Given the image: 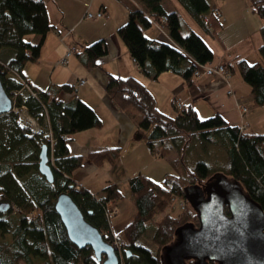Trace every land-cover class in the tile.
Segmentation results:
<instances>
[{"label": "trees", "instance_id": "trees-1", "mask_svg": "<svg viewBox=\"0 0 264 264\" xmlns=\"http://www.w3.org/2000/svg\"><path fill=\"white\" fill-rule=\"evenodd\" d=\"M163 1L139 0L137 5L129 7L126 22L116 30L141 73L155 81L161 73L171 72L182 79L188 94L195 98L199 93L196 79L202 77L194 76L198 66H221L229 76L237 73L250 88L254 107L264 106V0H248L250 12L260 21V61L249 63L233 57L227 63L214 65L213 51L200 33L185 23L189 32L183 35L180 14L174 8L168 10ZM175 1L196 27L213 39L218 38L222 14L216 7L217 0ZM46 2L0 0L1 80L14 98V107L24 109L41 127L39 132H34L28 126H20L16 112L0 115V203L7 202L10 206L6 212H0V237L10 236V241H0V264H100L89 247L79 249L68 239L54 210L55 200L61 193L71 196L84 219L98 229L106 242L112 241V236L116 238L123 254L121 264H163L161 250L153 253L140 241L149 214L171 196L173 200L186 201L182 188L202 185L213 175H225L237 181L243 192L264 211V134L240 130L218 112L200 119L192 105H184L176 99L171 100L176 113L167 115L158 110L154 97L140 80L107 74L105 93L134 126V140L142 141L150 155L157 154V160L177 154L168 164L174 170L180 165L183 167V173L182 170L178 174L166 171L162 183H155L148 174L129 177L127 192L134 216L115 235L113 230H108L102 204L123 200L121 189L117 185L107 186L98 200L84 189L74 192L75 184L70 180L71 173L84 159L69 153L68 142L76 133L99 129L100 118L79 99L72 103L55 99L58 92L71 93L73 86L62 84L40 91L28 84L22 73L26 63L39 58L45 36L54 29L48 20ZM214 10L218 11V17ZM152 28L164 32L169 41L149 38L147 33ZM28 35H34L36 40L27 41ZM75 52L74 48H68L62 59L66 62L76 54L85 68H92L97 67L98 59L106 54V46L103 40H98ZM5 55H9L7 59H3ZM59 62L58 65L64 64ZM24 88L29 89L27 94H22ZM238 107L247 108L240 104ZM196 141L203 148L223 151L228 160L227 168L224 171L212 169L202 160L196 161L192 168L187 167L186 150ZM44 144L48 161L53 163L52 183L38 172L37 162L34 164ZM120 151L121 148H105L89 153L86 159L94 165L113 164L120 157ZM187 210L163 218L155 228L152 242L159 247L171 244L174 230L189 222ZM193 220L194 225L198 224L195 212ZM103 230L110 232L107 239Z\"/></svg>", "mask_w": 264, "mask_h": 264}, {"label": "crops", "instance_id": "crops-1", "mask_svg": "<svg viewBox=\"0 0 264 264\" xmlns=\"http://www.w3.org/2000/svg\"><path fill=\"white\" fill-rule=\"evenodd\" d=\"M138 1L47 0L48 20L54 29L45 36L39 58L34 62L26 63L22 70L25 81L40 91H46L50 87L62 84L73 86L74 90L71 93L58 92L55 99L64 103H72L79 99L92 108L100 118L102 126L99 129L76 133L68 142L69 153L80 155L84 159L82 165L71 173L70 180L74 184L81 185L82 189L96 197H102V191L107 186L117 185L125 192L126 198L128 196L126 188L128 177L141 173L139 169L127 177L122 161L94 165L86 159L89 153L105 148L123 149L126 146L125 140L128 139L142 145V141L134 140L135 133L132 123L114 107L105 93L107 74L137 78L147 86L157 107L160 104V94L168 93L171 96L170 99L179 100L184 105H192L197 114L199 111L196 109L197 102L201 101L205 103H201V111L208 108V115L218 112L232 125L239 124L240 114L236 105L240 104L247 108L254 107L250 88L240 80L237 73L230 74L229 78L234 97H227L224 94L225 83L215 75L196 79L199 93L195 98L188 94L182 79L178 80L177 75L171 72L161 73L155 81L143 75L116 34L117 28L127 20L129 7L137 5ZM216 7L222 14V27L219 30L218 38L212 39L213 48H215V51L211 48L214 54L212 64L227 63L233 57L245 59L249 63L260 61V57L256 56V53L259 55L258 48L261 45L258 34L260 21L250 12L248 0H217ZM171 8L176 9L174 5ZM99 11L104 14V17L100 19H88L85 16L86 12ZM186 23L190 29H193L189 20ZM147 36L158 41H169L164 32L155 28L148 31ZM35 40L33 38V41ZM98 40L104 41L106 54L98 59L97 67L85 68L76 54L67 58L63 65H58L68 48H74L78 52ZM245 44L248 45V48L244 46ZM235 76L236 79H234ZM81 80L84 81L83 84H81ZM167 80L172 84H166ZM175 80H177V84H173ZM162 84L165 86L161 87ZM215 94L219 97L217 100L221 102L222 107L219 106ZM167 100L169 99L167 98ZM262 107H254V112ZM248 114L242 117V119L246 118L247 122ZM247 130L250 131L248 128ZM133 154H136L137 157L147 156L157 160L149 154L147 149L144 152L136 147ZM124 157L126 158L127 155ZM149 176L153 179V175ZM125 211L123 210V212Z\"/></svg>", "mask_w": 264, "mask_h": 264}, {"label": "water", "instance_id": "water-1", "mask_svg": "<svg viewBox=\"0 0 264 264\" xmlns=\"http://www.w3.org/2000/svg\"><path fill=\"white\" fill-rule=\"evenodd\" d=\"M1 73L0 69L3 115L12 111L14 98L6 91ZM38 158V172L52 183L53 171L48 165L45 144L40 147ZM181 194L196 213L198 226L187 223L175 229L176 240L161 249L163 264H186L189 260L193 264H264V211L237 181L216 174L202 185L182 188ZM9 207L1 202L0 212ZM54 210L68 239L77 248L89 247L100 264H119L113 247L84 219L68 193L57 196Z\"/></svg>", "mask_w": 264, "mask_h": 264}, {"label": "rangeland", "instance_id": "rangeland-1", "mask_svg": "<svg viewBox=\"0 0 264 264\" xmlns=\"http://www.w3.org/2000/svg\"><path fill=\"white\" fill-rule=\"evenodd\" d=\"M166 8L168 10H172V8H169L172 5L175 6V8L178 10V12L180 13V17L182 19L181 21V28L180 31L183 35L187 34L189 32V27L187 28L186 23L187 20H189V22H191L193 29H195V31H198V33H200L201 37L204 39V41L206 42V44L213 49V51H215L214 44L212 43V39L213 37L209 34L203 33L198 27L194 26L193 22L191 21L190 17H188L186 14L183 13V11L181 10V8H179V5L177 4V2L175 0H164L163 1ZM185 18V19H184ZM184 22V23H183ZM186 23V24H185ZM86 24V23H85ZM34 35H28L25 37V39L27 41H32L33 40ZM257 38L258 35H257ZM246 48H248V45L245 44L244 45ZM9 55H5L3 56V59H7ZM256 56L258 57L259 55ZM219 76L225 83V90H224V94L227 97H234V92L232 90V87L230 85V76L223 72L221 73V75L219 74H212L210 76ZM13 76V75H10ZM178 80H181V78L179 76ZM202 77H206V76H202ZM168 78V77H165ZM237 77L235 76L234 79H236ZM16 80H20L16 77ZM241 80V79H240ZM242 81V80H241ZM22 82V80L20 81ZM166 84H172L171 81H165ZM173 84H177V80L173 81ZM245 84V83H244ZM246 85V84H245ZM165 86V84H162L161 87ZM247 86V85H246ZM229 89L231 90V95L228 94ZM27 92H29L28 88H24L23 93L22 94H27ZM230 95V96H229ZM168 93H162L160 94V104H158V110H160L163 113H167V115H173L176 113L175 108L171 105V96ZM216 100L219 99V97L217 96V94H215ZM167 98L169 100H167ZM218 104L220 107H222L221 102L219 100H217ZM201 103L203 102H197V106L196 109H199L198 111V117L200 119H204L209 117L210 115H212L213 113H211L210 115H208L209 109L205 108V112L201 111ZM205 104V103H203ZM247 111L246 113L240 114V118H239V122L245 123L243 124V131H246L247 128L255 133V134H264V106L262 107V109H259L257 112H254L255 108L250 106L249 108H246ZM14 112H18V116L21 113L20 110L16 111V108L12 109ZM12 111V112H13ZM249 113L247 116L248 118V122L245 119H242V117H245L246 114ZM23 117H25V114H20ZM25 120V119H23ZM35 121V120H34ZM250 124V126H249ZM33 131L37 132L36 129L37 127L39 128V130H41V127H39L36 123V121L34 122V124H29V126ZM126 141V146L121 149V154L120 157L118 158V161H122L123 165H124V170H125V174L127 175V177L129 175H131L134 171L139 170L141 172L140 175H153V181L155 183H162V177L164 175V173L166 171H169L168 173H172V174H178L181 172L183 173V167L180 165L178 167V169L174 170L172 168L171 165L168 164V161L171 160L172 158H174V156L177 157V154H169L168 157H165L164 159H152V158H148L147 156H144L143 158L141 156H138L136 154H133V151L137 148H139L141 151H146V149L141 145V144H136V142L131 141L130 139L125 140ZM133 146V148L131 147ZM211 146V145H210ZM133 154V155H131ZM127 155V157L125 158L124 156ZM154 158H157L158 155L157 154H151ZM179 156V155H178ZM150 157V156H149ZM185 164L187 167H193L194 163L196 161L202 160L204 162H206L209 167H211L212 169H217V170H223L227 168L228 165V160L225 156V154L223 153V151H221L220 149L218 150L217 148L214 147H207V148H203V146L200 145L199 141H196V143L193 144V146H191L188 150H186V154H185ZM38 161L34 162V164L38 165ZM153 162H155L153 164ZM48 165L51 167L53 165L52 161H48ZM129 178V177H128ZM19 183H21V180H19ZM76 187H78V189H76ZM127 188V185H126ZM80 190H82V186L75 184L73 191L74 192H79ZM121 191L124 193V197H125V192L121 189ZM127 195H129V193L127 192ZM173 196H171L169 198V200H167L166 202L164 201L163 203H161L159 206H157L148 216V222H147V227L145 228L144 234L141 236L140 241L141 244L143 246H145L146 248H149L153 253H157L158 251L160 252V250L162 249V247H159L157 244H155L154 242H152V238L155 234V228L157 225L160 224L161 220L163 218H165L166 216H176L178 213H181V211H185L188 208L189 203L187 201H183V199H174L172 198ZM94 198H97L99 200V197L94 196ZM7 203V202H6ZM190 206V205H189ZM102 207L105 211V213H107L108 216V220H107V224L109 229L108 230H113L114 235L121 230L134 216V211L132 212V210H134L132 201L130 200L129 196H126V198H124L123 200H121L118 203H113V201H107L105 203L102 204ZM125 209H127L125 211ZM123 210L125 212H123ZM187 213V219L189 220V222L187 223H192L194 224V220H193V215L194 212L192 209L188 208V210L186 211ZM36 214V213H35ZM14 215V214H12ZM194 226H198V224L194 225ZM104 231V230H103ZM175 231V230H174ZM104 233H107L108 235H110V232H106L104 231ZM116 239V238H115ZM176 237H173L172 241H175ZM0 241H10V236L9 235H4L0 237ZM170 245L167 244L165 246ZM164 247V246H163ZM118 260H119V264L122 262L123 260V254L120 255V257L118 256Z\"/></svg>", "mask_w": 264, "mask_h": 264}, {"label": "built area", "instance_id": "built-area-1", "mask_svg": "<svg viewBox=\"0 0 264 264\" xmlns=\"http://www.w3.org/2000/svg\"><path fill=\"white\" fill-rule=\"evenodd\" d=\"M213 13L217 17L219 16V13H218L217 10H214ZM85 16L88 19H100V18L104 17V14L102 12H100V11L99 12H96V13L86 12ZM68 54L69 53H67L66 56H68ZM59 63L60 64L65 63V59L60 60ZM223 72H224V70H223V67H221V66H217L216 68H213V67H210V66H207V65H199L198 68L196 69V71L194 72V76L195 77L210 76V75H212L214 73L221 75V73H223ZM80 82H81V84H83L84 81L81 80ZM230 93H231V90L229 89L228 94H230ZM178 105L179 104H177V106ZM236 107H237V105H236ZM237 109L239 111V114L246 113V108H244V107H238ZM16 111H18L17 108H16ZM20 112L22 114H25V117H23V118L20 115L21 113L18 116V121L17 122H18V124L20 126H29V124H34V122H35L34 119L32 117H30L26 113V111L24 109H20ZM16 113H18V112H16ZM23 119H25V120H23ZM243 124H245V123L239 122L238 127H239L240 130L243 129ZM36 131L37 132L39 131V128L38 127H37ZM76 189H78V187H76ZM104 215H105V218H106V221H107L108 220V216H107V213H105V211H104ZM104 237L107 239L108 238V234L107 233H104ZM111 238H112V241H109V243L112 246H114L117 250H119V242L115 239V237L112 236ZM118 254H119V256L121 255L120 254V251H118Z\"/></svg>", "mask_w": 264, "mask_h": 264}, {"label": "flooded vegetation", "instance_id": "flooded-vegetation-1", "mask_svg": "<svg viewBox=\"0 0 264 264\" xmlns=\"http://www.w3.org/2000/svg\"><path fill=\"white\" fill-rule=\"evenodd\" d=\"M197 222H198V221H197ZM193 262H194V261L189 260V261H186V264H193Z\"/></svg>", "mask_w": 264, "mask_h": 264}, {"label": "bare ground", "instance_id": "bare-ground-1", "mask_svg": "<svg viewBox=\"0 0 264 264\" xmlns=\"http://www.w3.org/2000/svg\"><path fill=\"white\" fill-rule=\"evenodd\" d=\"M35 34V33H34ZM49 160V159H48Z\"/></svg>", "mask_w": 264, "mask_h": 264}]
</instances>
